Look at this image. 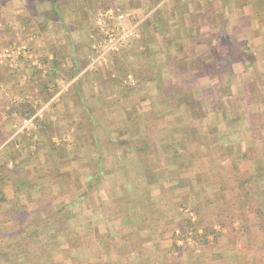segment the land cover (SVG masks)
<instances>
[{"label":"crops","instance_id":"1","mask_svg":"<svg viewBox=\"0 0 264 264\" xmlns=\"http://www.w3.org/2000/svg\"><path fill=\"white\" fill-rule=\"evenodd\" d=\"M100 8L137 32L103 76ZM17 40L32 59L0 61V264H264V0H0V49Z\"/></svg>","mask_w":264,"mask_h":264},{"label":"built area","instance_id":"2","mask_svg":"<svg viewBox=\"0 0 264 264\" xmlns=\"http://www.w3.org/2000/svg\"><path fill=\"white\" fill-rule=\"evenodd\" d=\"M129 17V13L106 9L97 15V25L101 32L102 40L97 46L101 58L108 53H117L121 48L129 46L133 38L137 36L134 27H123V20ZM100 58V59H101ZM22 59H32L30 49L26 45L14 43L0 49V61L14 67ZM98 57V61L100 60ZM33 119H27L22 124V130L32 128Z\"/></svg>","mask_w":264,"mask_h":264},{"label":"rangeland","instance_id":"3","mask_svg":"<svg viewBox=\"0 0 264 264\" xmlns=\"http://www.w3.org/2000/svg\"><path fill=\"white\" fill-rule=\"evenodd\" d=\"M100 9H104V8H100ZM123 23L124 24H128V21H124L123 20ZM126 27H128V26H126ZM18 41V40H17ZM16 43H18V44H22V45H26L28 48H29V46L27 45V44H25V43H22L20 40L18 41V42H16ZM30 49V48H29ZM112 53H108L107 55H105L104 57L106 58V60L108 59V62H110V59H111V55ZM109 55H111L110 57H109ZM121 56V55H120ZM124 56V55H123ZM98 57H99V59L101 58V55H99V53H98ZM98 57H97V59H95L96 61L98 60ZM106 60H104L103 61V58H101L99 61L101 62H103V66L101 67V74H102V76L103 75H106L107 74V72H106V69H107V64H108V62L105 64V61ZM15 67V66H14ZM27 119H33V118H26V119H24L23 121H22V124H23V122L25 121V120H27ZM35 127H36V122L34 121V126L32 127V128H29V129H25V130H22L21 128H22V125L19 127V129H18V135H19V137H23V138H31L33 135V133H34V130L33 129H35ZM197 127L198 128H200V130H202L203 129V124H201L200 122H198V124H197ZM200 144H202V142H201V140H198L197 138H196V140H193L192 141V143H191V146L193 147V149L195 150V149H198L200 146ZM186 151V150H185ZM183 149L181 150V151H179V158H183L184 157V155H187L188 154V156L191 158V160H196V159H198L197 157H200L201 155H200V153L199 152H195V151H193V152H185ZM203 153V152H202ZM202 157H203V154H202ZM192 163V162H191ZM129 187V186H128ZM245 203H246V200H245ZM244 203V204H245ZM247 204H245V206H246ZM231 206H233V208L232 209H237L238 211H240V214H241V212L242 211H247L248 209H247V207H244V209L243 208H240V207H235V203H233L232 205H227V207L225 208L226 210H229L230 208H231ZM7 207V204H5V201H1V199H0V210H3V209H5ZM230 211H232V210H230ZM187 215H188V217H190L189 219H184V220H182L181 222H180V224H179V226L180 227H182L183 228V231H184V234H189L190 232L192 233V234H190V237L192 238V237H194L195 236V234H194V231H193V228L195 227V225H194V219H193V214L192 213H190V212H188L187 211ZM256 219H258L259 218V216H256L255 217ZM206 221H211L209 218H206L205 219ZM228 234H230V235H234L235 234V232H233L232 234L228 231ZM206 235L207 236H202V237H200V234H197V240L199 241V243H200V245L201 246H205L208 250H210L211 252H214V250H217L218 249V244H219V247H220V245H222V244H220L221 243V240L219 239L221 236H224L225 234H224V232L222 231V232H219V231H208V233H206ZM208 237H211V241L210 242H208V240H206ZM200 238H202L201 239V241H200ZM206 238V239H205ZM47 240V239H46ZM204 240V241H203ZM218 240V241H217ZM219 240H220V243H219ZM226 239H225V237H224V239H223V244H227V245H231V242L230 241H225ZM213 243L212 245L210 244V243ZM204 243H206V244H204ZM217 244V245H216ZM206 248H201L202 250H205ZM17 249L19 250V252H22L23 251V249L22 248H19V247H17ZM8 250V249H7ZM25 250V249H24ZM41 251H43V253H46L47 252V249H45V248H42L41 249ZM43 253H41L40 254V256H37V258H34L35 260H33V261H36V262H38V259L39 258H41L43 255H45V254H43ZM179 253H183V254H185V253H187V254H193L194 253V251H193V249L191 248V247H187V248H184V249H182V250H180L179 251ZM34 257H36V256H34ZM6 258H8V257H6ZM28 258V257H27ZM31 258V257H30ZM29 259V258H28ZM58 259V258H57ZM7 261H10V262H4L3 264H14V263H12L13 261L12 260H14V259H11V258H9V259H6ZM16 264H18V263H16ZM20 264H29V263H27V262H24V261H22ZM31 264H35V263H31ZM38 264V263H37Z\"/></svg>","mask_w":264,"mask_h":264},{"label":"trees","instance_id":"4","mask_svg":"<svg viewBox=\"0 0 264 264\" xmlns=\"http://www.w3.org/2000/svg\"><path fill=\"white\" fill-rule=\"evenodd\" d=\"M106 9H107V8H104V10H106ZM104 10H101V11H104ZM7 148H8L9 150L7 149L6 152H7L8 154H10V152H12V151L10 150V149H11V146H9V147H7ZM6 152H5V153H6ZM7 153H6V154H7ZM22 252H25V251L23 250Z\"/></svg>","mask_w":264,"mask_h":264}]
</instances>
